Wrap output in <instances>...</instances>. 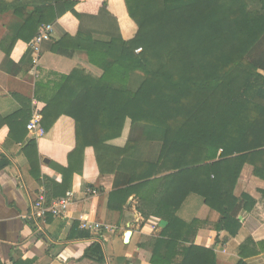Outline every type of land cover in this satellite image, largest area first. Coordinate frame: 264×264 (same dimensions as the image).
Segmentation results:
<instances>
[{
  "label": "trees",
  "instance_id": "obj_1",
  "mask_svg": "<svg viewBox=\"0 0 264 264\" xmlns=\"http://www.w3.org/2000/svg\"><path fill=\"white\" fill-rule=\"evenodd\" d=\"M81 1L86 6L97 4L96 0H44L26 20L35 23L38 31L42 24L71 14L79 22L77 32L51 37L50 51L71 56L85 50L90 62L104 70L99 79L84 76V85L77 89L72 80L80 76L78 69L61 76L52 97L44 99L43 110L64 106L63 113L76 120L79 146L72 164L60 168L61 183L37 176L45 179L40 182L47 201L63 196L73 174L82 172L74 162L82 166L86 146L92 143L97 151L106 148L103 144L121 136L130 120L132 148L108 158L114 171L131 174L129 186L111 196H123V205L136 188L168 182L158 207L170 210L165 218L169 225L154 239L160 251L153 254V264H217L212 248L186 245L203 222L185 223L176 213L190 193H198L220 213L216 229L235 236L242 227L241 210L254 205L255 200L240 189V175L250 164L254 175L264 179V0H122L132 23L125 25L124 36L119 20L110 14L111 19L98 27L105 38L84 23V12L76 9ZM19 2L9 5L17 7ZM108 4L99 1L101 13L109 15ZM23 30H28L27 24ZM135 72L144 77L136 90L129 87ZM142 141L163 142L159 162L149 165L135 155V146ZM29 145L39 161L36 141ZM30 163L34 170L33 158ZM6 165L0 162V168ZM139 167L149 169L136 174ZM166 168L173 172L157 179ZM132 183H136L133 188ZM174 194L179 199L171 204ZM257 244L259 252L264 251V241ZM89 254L104 260L99 244L92 245Z\"/></svg>",
  "mask_w": 264,
  "mask_h": 264
},
{
  "label": "crops",
  "instance_id": "obj_2",
  "mask_svg": "<svg viewBox=\"0 0 264 264\" xmlns=\"http://www.w3.org/2000/svg\"><path fill=\"white\" fill-rule=\"evenodd\" d=\"M14 1L0 0V162H7L4 168H0V264H153V254L160 251L154 239L169 225L165 218L170 210H162L158 205L162 203L163 194L170 184L157 182L154 186H147L148 189L138 187L123 205V196H111V193L129 186L126 181L131 174L114 171L108 158L118 152L124 155L125 148H132L128 142L130 120L126 121L121 136L103 144L106 148L97 151L91 143L84 149L82 166L74 162V167L82 172L73 174L69 190L74 191V200L65 216L50 215L38 223L28 219L39 194L46 196L47 190L40 182L45 179L37 180V176L61 183L63 174L60 168L67 169L72 164L79 148L76 120L72 115L63 113L64 106L53 105L50 111L43 110L46 105L44 99L52 97V88L61 76L70 75L78 69L80 76L72 80L76 88L84 85L81 81L84 76L99 79L104 70L90 62L87 51L76 50L71 56H64L51 52L49 41L42 44L39 63L34 66L30 46L39 29L37 31V25L26 20L44 0H33L25 7L19 0V6H10ZM99 1L91 6L84 5L82 1L78 3L76 9L84 12V23L99 26L111 19V14L119 20L121 34L125 36V25L129 26L132 21L125 12L124 2L108 0V15L101 13ZM78 23L71 14L58 18L56 23H52L55 26L52 38H58L64 31L75 34ZM25 24L28 30L24 32ZM143 80L142 75L132 73L129 87L136 90ZM33 102H37L42 110L43 129L48 128L38 138H34L28 129ZM33 139L39 161L35 152L30 150L33 147L29 144ZM135 148H138L135 155L143 163L152 165L159 162L163 142L142 141ZM98 154L101 155L100 162ZM32 158L34 170L30 163ZM44 159L48 162L45 163ZM142 167L136 170V174L146 173L149 169ZM171 172L166 168L156 178ZM240 180V189L255 202L251 210H241L238 218L242 227L237 235L216 229L220 213L195 192L186 197L176 215L185 223L194 220L203 222L186 245L193 243L212 248L217 264H239L241 261L245 264H264V251L259 252L257 244L264 241V179L254 175L252 165L245 164ZM50 181H47L48 184ZM134 184L130 186L133 188ZM89 189L98 190V194L89 195ZM177 196L173 195L171 204L178 201ZM83 221L104 222L112 229L92 232L81 227ZM161 221H166V225L161 226ZM129 230L132 235L125 243L124 236ZM249 241L252 242L247 248ZM94 244L101 246L103 261L90 256L89 249ZM256 250L257 253L252 252Z\"/></svg>",
  "mask_w": 264,
  "mask_h": 264
},
{
  "label": "built area",
  "instance_id": "obj_3",
  "mask_svg": "<svg viewBox=\"0 0 264 264\" xmlns=\"http://www.w3.org/2000/svg\"><path fill=\"white\" fill-rule=\"evenodd\" d=\"M55 31L54 24H42L39 28V31L33 41L31 42V50L34 54L33 64L37 66L40 60L41 52H42V44L45 41H49ZM137 51H140L137 50ZM42 113L41 108L39 107L37 102H33L32 104V116L28 123V129L34 136V138H38L43 135L44 129L42 127ZM89 195L98 194V190L89 189ZM74 200V191L68 190L64 196L52 200V202H48L44 193L39 194L38 198L32 204L31 212L28 215V219L32 220L35 223L40 221H45L48 216L52 215L54 217L65 216L69 207L72 205ZM81 227L85 230H89L96 233H101L106 230H111L112 226L106 224L104 222H90L83 221Z\"/></svg>",
  "mask_w": 264,
  "mask_h": 264
},
{
  "label": "water",
  "instance_id": "obj_4",
  "mask_svg": "<svg viewBox=\"0 0 264 264\" xmlns=\"http://www.w3.org/2000/svg\"><path fill=\"white\" fill-rule=\"evenodd\" d=\"M44 162L47 163L48 160L44 159ZM166 223H167L166 221H161L160 225L165 226ZM131 235H132V231H130V230L125 233V236H124L125 243L129 242Z\"/></svg>",
  "mask_w": 264,
  "mask_h": 264
},
{
  "label": "rangeland",
  "instance_id": "obj_5",
  "mask_svg": "<svg viewBox=\"0 0 264 264\" xmlns=\"http://www.w3.org/2000/svg\"><path fill=\"white\" fill-rule=\"evenodd\" d=\"M95 29H97V30H95V32H96V36L98 35V36H100V37H104L105 38V34H103V32L104 31H101V30H99L98 29V24H96V23H94V25H92Z\"/></svg>",
  "mask_w": 264,
  "mask_h": 264
}]
</instances>
